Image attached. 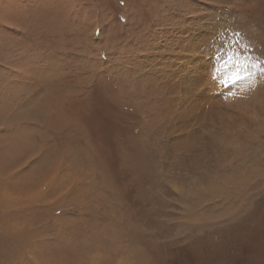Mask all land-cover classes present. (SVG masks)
I'll list each match as a JSON object with an SVG mask.
<instances>
[{
    "label": "rangeland",
    "instance_id": "obj_1",
    "mask_svg": "<svg viewBox=\"0 0 264 264\" xmlns=\"http://www.w3.org/2000/svg\"><path fill=\"white\" fill-rule=\"evenodd\" d=\"M0 264H264V0H0Z\"/></svg>",
    "mask_w": 264,
    "mask_h": 264
}]
</instances>
